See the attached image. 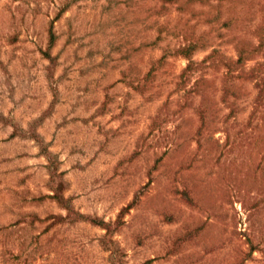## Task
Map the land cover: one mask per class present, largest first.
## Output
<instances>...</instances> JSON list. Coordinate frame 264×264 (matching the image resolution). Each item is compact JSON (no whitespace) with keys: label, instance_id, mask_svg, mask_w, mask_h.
<instances>
[{"label":"rangeland","instance_id":"obj_1","mask_svg":"<svg viewBox=\"0 0 264 264\" xmlns=\"http://www.w3.org/2000/svg\"><path fill=\"white\" fill-rule=\"evenodd\" d=\"M261 38L264 0H0V264H264Z\"/></svg>","mask_w":264,"mask_h":264},{"label":"trees","instance_id":"obj_2","mask_svg":"<svg viewBox=\"0 0 264 264\" xmlns=\"http://www.w3.org/2000/svg\"><path fill=\"white\" fill-rule=\"evenodd\" d=\"M263 39L262 38L260 39L261 41H259V45H258L259 47H262V44H264ZM194 48H195V44L188 43V44H185V45L178 47L177 51L175 50L176 53H178L179 55H182L183 57L189 59L187 65H186L187 70H189L191 68V65L193 64V62L191 61V58H190V54L192 53ZM216 53H217V50L215 48H212L210 50V52L203 59H201L199 61V63H202L203 61H205L207 57H209V58L214 57L216 55ZM244 53H246V50L241 49L238 52L235 60L230 61V62H225V65L227 66V69L229 70L230 73H233L234 70L236 69L237 65L240 63V61H242V59H243L242 57L244 56ZM263 59H264V56H263ZM263 59H262V61L256 63V66L253 68L248 67V69H242V70L240 69V73L241 72L249 73L250 70H253V72H250V73L254 76V78H256V81L259 82V84H260L259 91H258L256 98H255L256 105H258L259 103H262L264 101V69L262 68L264 66V62H263L264 60ZM217 62H219V61L217 60Z\"/></svg>","mask_w":264,"mask_h":264}]
</instances>
